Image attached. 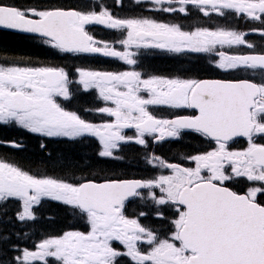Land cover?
<instances>
[{
    "label": "snow or ice",
    "instance_id": "obj_1",
    "mask_svg": "<svg viewBox=\"0 0 264 264\" xmlns=\"http://www.w3.org/2000/svg\"><path fill=\"white\" fill-rule=\"evenodd\" d=\"M154 2L161 6L160 10L170 13H187V6L195 5L205 16H224L226 11L234 10L264 23V0ZM165 3L169 7L164 8ZM93 23L126 29V38L119 43L127 49L143 47L180 53L211 52L217 45L254 47L245 40L246 33L224 28L185 31L179 24L147 18L119 19L108 8L40 11L0 2V26L40 33L49 38L47 43L66 53H99L136 64L135 53L119 51L90 35L85 26ZM260 31L264 34V29ZM218 55L220 69L240 71L248 78H145L138 71L78 69L79 82L85 89L98 88L101 97L114 104L98 109L115 118L104 124L91 123L57 103V97H70L69 74L64 68L0 66V122H15L47 137L75 139L90 134L98 137L103 146L99 155L110 158H115L121 142L134 139L146 145L145 134H158L155 139L162 141L178 137L182 129H193L217 145L190 157L194 168L153 156L152 161L171 169V174L152 180L71 183L38 177L0 160V203L10 198L22 201V209L16 213L18 220H34L33 207L49 197L79 209L90 225L87 232L68 231L44 239L35 251L23 249L21 256L13 258L17 264L45 261L47 257H56L62 264H117L124 255L136 264H264V202L257 200L258 194H264V187H251L240 194L226 186V182L238 177L264 185V143L256 142V137H264V52L232 55L221 51ZM150 105L192 108L198 114L158 119L148 111ZM130 127L137 132L135 138L122 134ZM236 137H246L247 148L230 150L229 142ZM154 188L161 193L157 196L149 192L155 204L171 206L176 211V218L171 220L174 230L165 238L142 225L139 218L124 214L129 198L141 196V189ZM155 214L164 218L161 211ZM113 241L125 245L127 252L114 248ZM141 242L150 249L142 251Z\"/></svg>",
    "mask_w": 264,
    "mask_h": 264
},
{
    "label": "trees",
    "instance_id": "obj_2",
    "mask_svg": "<svg viewBox=\"0 0 264 264\" xmlns=\"http://www.w3.org/2000/svg\"><path fill=\"white\" fill-rule=\"evenodd\" d=\"M11 1L20 2L24 4L31 2L32 0H11ZM45 52L46 51L44 48L31 45L29 42L26 41V38H23L22 36H16L14 34L6 35L0 33V54H4L2 55L4 57L27 58L31 60H39L46 58L47 53L45 54ZM152 65L162 69L170 68L173 66V64L167 62H158ZM190 67L196 72H203V68H201L197 62L192 63ZM3 136L10 137V134L5 133V135ZM45 150L46 148L40 151L37 145H33L30 148H27L26 150L11 149L9 151L14 153L15 156L22 158L24 163L27 164L28 166L32 165L36 168H44V169L54 168L64 174L67 173L75 174L76 170L80 169V171L83 172L82 174L88 176H92L94 174L109 173V167L107 165H101L94 161L93 159L94 153L89 147L82 146L79 149L64 150L63 156L54 154L52 157L56 160L58 158H63V161L60 163H56L55 162L56 160L48 161L45 158V154H44ZM36 153H40V155L36 156L35 155ZM116 172L126 173L127 171L119 168V169H115L112 172V174ZM65 210L66 209L58 203H49L48 206L45 208L44 211L46 212V214L44 215V218L47 215H52V218L49 220V223H50V227L53 230H61L63 229V227L69 225V220L67 219V214Z\"/></svg>",
    "mask_w": 264,
    "mask_h": 264
},
{
    "label": "rangeland",
    "instance_id": "obj_3",
    "mask_svg": "<svg viewBox=\"0 0 264 264\" xmlns=\"http://www.w3.org/2000/svg\"><path fill=\"white\" fill-rule=\"evenodd\" d=\"M138 0H134V1H130V2H137ZM168 6V5H167ZM144 8H154V10H158L157 12L159 13V15L161 16H171V18L169 20H165V22L163 21H160V23H168V24H177L172 18L175 17V14L174 13H170V12H167V11H163V10H160V7L159 5H153V6H150V7H147V6H143ZM166 7V6H165ZM31 8H36L37 10H40V11H43L42 7L37 5V6H32ZM142 18H147V19H152V20H155V17L153 15H150V14H143L141 16V19ZM212 18H215L214 20H211ZM180 25V24H179ZM189 27H193V31L196 29V28H208V29H211V30H216V29H219V28H224V29H227V30H235L237 32H241L243 33L242 31L238 30V29H234L230 24H227V23H224L222 21H219L218 17L216 16H213V17H210L209 15L207 16H203L201 18V20L199 22L197 21H191L189 23H187L185 25V29ZM225 46V45H224ZM224 46H219L217 45V51L221 52V51H224L225 47ZM124 49L125 50H130V49H127L125 46H124ZM151 49V48H149ZM217 52L215 54V56L213 57L214 60L216 61H219V55ZM225 52V51H224ZM230 53H236V51L232 50ZM4 66H16V65H11V64H8V65H4ZM137 136V134L134 136V138ZM70 149H79L78 147H75V145L73 143H69V142H60L56 145H52L51 148H48L45 150L44 154L46 156V159L48 161H55L56 159H54L52 156L54 154H57V155H61L63 156V151L64 150H70ZM0 160L2 161H6L8 163H11L9 161L8 158L6 157H2L0 156ZM63 161V158H58L55 162L56 163H60ZM15 166L17 167H20L21 169H23L24 171H27L29 172L30 174L32 175H35V176H38V177H52V178H56V179H63V180H66L68 182H71V183H78L79 181L83 180L84 179V176H82V173L80 171V169H77L76 170V173L74 174H64L62 172H59V170H56L54 168H50V169H44V168H36L34 166H32L31 169H28L27 167H23V166H20L18 164V162H14ZM52 169V170H51ZM52 172V173H51ZM113 175V174H112ZM264 196V194L262 195V197ZM49 198V197H48ZM262 200V198H261ZM261 200H259L261 202ZM48 203V202H47ZM46 206V205H45ZM70 206V205H69ZM71 207V206H70ZM4 208V207H3ZM22 209V201L20 202L19 206L17 207V209L14 211V212H9V211H4L3 210V214H4V217H5V220L3 221L2 224H7V223H10V220L11 219H14L16 220L17 216H16V213L19 212L20 210ZM131 209H134V210H139L140 209V206H135V207H132ZM164 210H166L164 208ZM35 213V212H34ZM168 214H169V218L171 220L175 219L176 218V211H175V208L171 209L168 211ZM41 216H42V212H41ZM35 219L34 220H29L30 222L32 221H35V220H38V215L35 214ZM77 220H81L82 223L84 224H87L88 223V220H87V216L85 214V216H82L81 214H78L75 218V221ZM13 225L16 226V228L18 229L17 233H16V237L18 238V242H19V246L16 247L18 249V252H17V256H21L22 255V251L23 249H28L30 251H35L37 249V246L38 244L35 245L34 248H31L30 246H28L27 244L28 243H31V241L29 240V232L27 231L26 227L24 224H19V222L17 221H14L13 222ZM1 227L0 226V244H1V241L2 240H7L9 239V237L7 238H1ZM3 228V227H2ZM48 231H44L43 234H46ZM0 262H3V264H10V258L8 257L7 254H3L0 250ZM54 262V264H62V261L58 260L56 257H55V260H50L49 263H52ZM14 264H17V262H14Z\"/></svg>",
    "mask_w": 264,
    "mask_h": 264
},
{
    "label": "flooded vegetation",
    "instance_id": "obj_4",
    "mask_svg": "<svg viewBox=\"0 0 264 264\" xmlns=\"http://www.w3.org/2000/svg\"><path fill=\"white\" fill-rule=\"evenodd\" d=\"M157 174H158V173H157V172H155V173H154V176H157Z\"/></svg>",
    "mask_w": 264,
    "mask_h": 264
},
{
    "label": "bare ground",
    "instance_id": "obj_5",
    "mask_svg": "<svg viewBox=\"0 0 264 264\" xmlns=\"http://www.w3.org/2000/svg\"><path fill=\"white\" fill-rule=\"evenodd\" d=\"M5 37V36H4ZM2 38V37H1ZM8 39V38H7ZM10 41V40H9ZM13 41V40H12ZM6 42V41H5ZM26 48V47H25ZM28 52V51H27ZM32 53V52H31Z\"/></svg>",
    "mask_w": 264,
    "mask_h": 264
}]
</instances>
